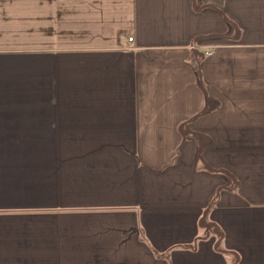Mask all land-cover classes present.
<instances>
[{
	"label": "crops",
	"instance_id": "1",
	"mask_svg": "<svg viewBox=\"0 0 264 264\" xmlns=\"http://www.w3.org/2000/svg\"><path fill=\"white\" fill-rule=\"evenodd\" d=\"M0 264H264V0H0Z\"/></svg>",
	"mask_w": 264,
	"mask_h": 264
},
{
	"label": "built area",
	"instance_id": "2",
	"mask_svg": "<svg viewBox=\"0 0 264 264\" xmlns=\"http://www.w3.org/2000/svg\"><path fill=\"white\" fill-rule=\"evenodd\" d=\"M129 41L133 42V38H130ZM213 54V51H207V56H212Z\"/></svg>",
	"mask_w": 264,
	"mask_h": 264
}]
</instances>
